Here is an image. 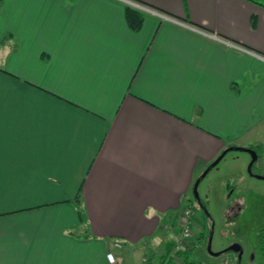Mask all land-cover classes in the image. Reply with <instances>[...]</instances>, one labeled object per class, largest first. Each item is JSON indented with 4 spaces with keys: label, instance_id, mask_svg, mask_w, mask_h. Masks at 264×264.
I'll list each match as a JSON object with an SVG mask.
<instances>
[{
    "label": "crops",
    "instance_id": "0c3cea01",
    "mask_svg": "<svg viewBox=\"0 0 264 264\" xmlns=\"http://www.w3.org/2000/svg\"><path fill=\"white\" fill-rule=\"evenodd\" d=\"M133 1L234 47L117 0H2L0 264H161L197 179L264 132V0Z\"/></svg>",
    "mask_w": 264,
    "mask_h": 264
},
{
    "label": "rangeland",
    "instance_id": "374dc122",
    "mask_svg": "<svg viewBox=\"0 0 264 264\" xmlns=\"http://www.w3.org/2000/svg\"><path fill=\"white\" fill-rule=\"evenodd\" d=\"M262 128L249 136L254 138L252 141L243 139L234 143L235 146L251 148L261 142L264 145ZM257 151L258 160L252 167L254 176L249 173L251 155L232 151L202 179L198 188L200 200L193 196V190L187 197L194 201H186L182 211L188 205L198 207L194 210L197 217L188 240L195 245L189 255L194 264H264L258 238L264 230V179L259 178L264 177V148ZM202 205L208 212L201 209ZM173 221L175 219L171 220V225ZM176 235L174 233V237ZM234 244L242 247L241 260L238 254L228 251ZM147 259L157 262L151 252Z\"/></svg>",
    "mask_w": 264,
    "mask_h": 264
},
{
    "label": "built area",
    "instance_id": "2783aa9c",
    "mask_svg": "<svg viewBox=\"0 0 264 264\" xmlns=\"http://www.w3.org/2000/svg\"><path fill=\"white\" fill-rule=\"evenodd\" d=\"M119 2L124 3L127 6H130L134 9H137L144 14L157 18L163 22H167L170 24L177 25L182 28H186L190 30L193 33H196L198 35H201L202 37H205L206 39L215 41V42H220L221 44L234 47L233 44L227 43L224 39L218 37L217 35L210 34L206 31H203L201 29H198L196 27L186 25L174 18L169 17L168 15H165L159 11H156L154 9H151L145 5L139 4L133 0H117ZM198 207L194 206H186L184 210L182 211L179 221H178V233L177 235L173 238L174 242V250H173V256H175L187 243L190 237L192 236V228L194 225L193 219H194V210L197 209ZM108 261L110 264H117L115 256L113 253H108L107 255Z\"/></svg>",
    "mask_w": 264,
    "mask_h": 264
},
{
    "label": "trees",
    "instance_id": "16d2710c",
    "mask_svg": "<svg viewBox=\"0 0 264 264\" xmlns=\"http://www.w3.org/2000/svg\"><path fill=\"white\" fill-rule=\"evenodd\" d=\"M2 3V0H0V5ZM126 16H127V22L130 26V28L134 31H138L144 20L146 15L137 10L134 9L130 6L126 5ZM254 150L257 151V148H252ZM258 153V151H257ZM194 201V199H193ZM201 209L203 211H207V208L205 205H202ZM79 214L80 216H84V211L82 209H79ZM208 218H211L209 214H207ZM206 217V219H207ZM178 230V228H177ZM178 233V232H177ZM259 246H260V250L263 252L264 254V230H262L259 234ZM195 248L194 244H190L187 243L175 256H173V250H174V242L173 239L171 241H169L166 244V253L165 255H163V257L160 259L161 260V264H194V262L189 260V255H191L192 250Z\"/></svg>",
    "mask_w": 264,
    "mask_h": 264
},
{
    "label": "water",
    "instance_id": "95a60500",
    "mask_svg": "<svg viewBox=\"0 0 264 264\" xmlns=\"http://www.w3.org/2000/svg\"><path fill=\"white\" fill-rule=\"evenodd\" d=\"M232 151H240V152H245V153H248L251 155L252 157V162L249 166V173L253 175L252 173V167L254 165V163L258 160V153L256 150L252 149V148H244V147H236V146H232V147H228L226 150H224L217 159H215L214 162H212L210 164V166L204 171V173L197 179L195 185H194V189H193V193H194V196L195 198L199 201L200 200V196H199V193H198V188H199V185L202 181L203 178H205L209 172L216 166L219 165V163L226 157V155L229 153V152H232ZM260 179H264V177H259ZM202 207V206H201ZM228 251H231V252H234L236 254H238V257L239 259L241 260L242 257H243V250H242V247L239 245V244H234L232 245ZM212 255L214 256H218L219 253L215 254V253H212Z\"/></svg>",
    "mask_w": 264,
    "mask_h": 264
}]
</instances>
